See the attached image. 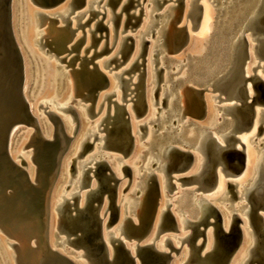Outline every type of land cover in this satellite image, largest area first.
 Returning a JSON list of instances; mask_svg holds the SVG:
<instances>
[{"label":"bare ground","instance_id":"obj_1","mask_svg":"<svg viewBox=\"0 0 264 264\" xmlns=\"http://www.w3.org/2000/svg\"><path fill=\"white\" fill-rule=\"evenodd\" d=\"M65 1L66 0H63L60 4L45 9H49V10L55 9L58 6H60L62 3L63 6L60 9H63L66 7L68 0L66 2ZM100 1L101 0H97V1L86 0L80 8H76V9H81L82 7L87 5L86 9L82 12L77 13V15L73 16V19H76V21L78 22V20L81 19L86 13H89L88 19L85 20L84 23L91 20L92 18H94V11H97V9L96 8L94 9L93 6L98 5ZM111 1L112 0H106L104 5L109 4L111 8V3H110ZM157 1L160 0H148V4L146 5L147 8L149 5H151V3H154V5L147 10L148 12L144 19L145 20L144 31L140 32V34L137 36L138 37L137 46L139 47L138 48L139 50L137 52L138 54L136 53L137 54L136 57H133L132 59H130L129 56L125 62L115 66V67H122L123 65L127 64L126 68L121 70L119 73H115L111 75L109 74L108 86L110 81V86L114 87L115 84L113 81L114 79H116L117 80L116 85L121 88L122 100H124L125 91L127 90L125 87V81H124L125 78L123 76L129 75L130 73L132 72L134 73V71H136L135 67L136 64L139 63L138 59L141 56V52H142L141 50L142 41H144V37L146 34L149 35L148 42H150V45L148 44L149 46L148 49L149 53L147 55L148 60L147 61L145 60L146 62H148L147 65H149V73H150L149 77L152 78L150 84L157 83L159 80L158 71H157L158 69L156 70L155 64L160 63L162 61L161 66L164 67V60L166 59L165 55L160 57L158 56L161 51L159 48L161 44H163V42L164 43L166 42L168 44V47L171 46L172 50H175L174 40H173V27L175 25L174 22L176 21L175 20L176 16L174 17L171 14L167 15L165 13L167 12V10L173 9L174 6H168L166 10H164L160 14H153V11L157 9L158 6L157 4L159 3V2L157 3ZM260 1L261 0H250V3L248 4L251 5L249 12L248 13L247 11L244 12L245 11L244 9V11L242 12V18L238 20V22L240 23L234 25V27L230 26L231 29H228L227 25L225 26L223 24V21L225 19H221L214 26L211 32H206L204 34L202 40L204 42L207 43L210 42V43L208 44V47H206L205 49H201V54L199 55L201 59L199 62H196L198 64L195 63V66L199 65V69H201L202 72H199L198 75L190 79L192 81V84H189L187 86L185 85L187 79H189V75H187L188 69H185L183 72H181V68L183 67V65H189V61L186 58L188 56L186 55L184 59H178V60L173 59L174 60L173 62L175 64L171 67L172 72H166L163 79L164 81L162 80L163 84L161 85L160 88L161 90L160 98L155 99V92L159 89L157 85H154L152 89H150L151 100H152L151 105L153 109L151 110L149 114V119L147 121H142L139 119V116L137 115L135 109L136 104L132 103L131 108L134 111V115H135L134 117L135 119L138 120L136 122V126L138 129L137 134L139 135V137H141L142 135L141 133H139V130L142 127L146 128L145 137H144L145 141L140 145L144 146L145 144H150L153 141V136L156 135L157 140H154L155 142L154 145H157L156 149L152 148V150L149 151V148L151 147L145 146L144 147L145 150L142 151L139 147H136L137 145L135 143V138L133 136L134 138L133 149L130 153L125 154L113 144L115 141L114 132L113 133L107 132L105 136L96 135L103 130V129H99V127L106 118L110 120L107 124H110L111 129L114 130L113 127L115 126V118H116L115 115L117 113L115 104L118 105L116 101H114L115 104L110 102L114 105V110L112 115H110L108 108L109 106L107 105L105 114L102 115L94 123L93 126L94 130H92V126H91L93 122L89 123L87 125L88 129L85 130L87 126H85V123L83 122L82 119L84 113L83 112L79 113L81 121H80L78 136L75 138L74 142L70 144L69 149L66 150V152L61 157L58 176L57 178H55L53 185L49 189H47L45 193V196L47 197V210H48L47 211L48 212L47 246L36 244L35 238L27 237L26 230L24 231L22 230L23 229L22 227L23 226L25 227V224L23 223L25 219L23 214L24 213L23 206L21 204L20 199H18V191H21L22 189L28 187H32L35 182L39 183L40 178L36 174V167L33 171L34 172V176H33L32 174H29V171L26 170L25 168H20L21 164L23 163V160L20 161L21 164L17 163L18 160L22 159L23 154L18 153L16 157L17 161L12 159V157L10 156L11 141L13 140L14 135L17 134V132L20 130L18 129V127H21L20 124H26L28 127L32 128L22 140V144H21L22 150L27 149L29 147L33 149L35 141L44 140V138H46L44 137L43 133L40 130L39 121L37 117H35V115L32 112V106H30L29 102L25 97V92L27 91V85H26L27 70L25 67L26 58L22 56L25 67L22 94L26 101L28 117L17 118L19 122H17L14 125L8 137V145L6 152L7 157H3L0 153V232L6 235V237H8L10 240H12V243L7 241L3 243L0 242V264H8L6 257L8 258V260L12 258L14 264H38L37 261L39 260L38 258H41L43 260L42 264H49L45 260L50 259L49 257L50 250H56L57 252L65 255L67 258L76 262L77 264H98L96 262V258L91 252V248L96 246V244L99 241L103 243L107 255V259H109L111 263L114 262V259L117 255L116 246L118 242L121 241L129 249L130 253L135 258H137L138 247L142 245V243L152 244L156 249L160 251H166L167 244L172 243L179 250H181V252L180 254L178 253L179 254L178 258L175 257L172 259L170 264H217L216 261L214 260V255L216 249L218 248L219 241L216 237L214 225L209 223L211 222L212 217H210L207 212V203L211 204L212 200L220 201V204L214 202L213 206L217 208V210L221 215V226L223 229L226 230L227 227L229 226L230 218L232 215L235 214L240 218L243 239L240 244V247L233 254V256L230 258L227 264L248 263V259L250 256L249 252L254 244L252 226L249 222V216H248V209L250 206L248 203V195L250 193L262 192L263 190L262 187L263 182L260 181V178L261 175L264 174V136H262V138L258 142L252 140V138L258 135V119H259L260 109L258 108L256 109V114L254 117L252 127L250 128V130L247 131L250 133V136H248L247 138L243 136L245 137L244 139L240 138L242 142H244V144L246 145L245 148L246 164L243 171L238 176L234 177V180L230 179L224 182L222 180V177H224L223 173L220 171L221 166H219L217 168L216 185L211 189V191H213L212 192L213 194H211L210 191L208 192L210 193V195L205 194L206 195L205 196L203 193H199L197 183L195 187L189 189L181 188L182 184L194 183V182H185L182 181L181 179L184 176L198 172L201 169V167L204 165V158L201 153V149H202L201 146L208 132L210 133L211 136L215 138L216 142L220 146H225V142L223 138L225 135L229 134L233 129L235 119L233 118V113L232 110L230 109V107L236 102L235 99L233 98L228 99L234 101L231 104L215 106L219 104L221 101L227 99H225V97L224 99H222L220 98L219 95L211 96L210 99L215 100L213 101V111H211L212 109L208 111V115L206 117V123L203 125L198 123H193L187 120L186 118L187 116L185 114H190L192 115V117L195 118H201L197 116V110L195 108H194L195 110L192 108V105L194 103L192 90L200 86L206 87L207 84L211 85L226 73L227 67H229L228 63L231 59V55L234 50L233 44L235 43L237 37L244 29H246V31L250 30L252 32L249 21L251 18L255 19L256 10ZM24 2H26V0H24ZM71 2H70V7H68L67 10H65L63 13H53L54 15L50 14L51 17L60 16L63 22L64 20H68V17L71 15V13H73L76 10L72 8ZM120 2L121 0L119 1V4ZM128 2L129 0H124L122 6L120 7L119 13L115 12L119 4L115 8V10L111 8L112 17L110 19L112 20V26H113L114 17L116 15H120V13L123 12ZM212 2L213 0L210 1V3ZM22 6L24 7V5ZM203 7H204V10H202L204 11L203 28L204 30H207V28H209L211 25L209 19L212 16L211 13L213 12H211L210 9L211 7H209L207 4H204ZM36 14H37L36 22L38 21L37 27L41 25L42 15H44L45 19L49 21V24H51V22L54 20L53 18L48 17L49 15H45L42 13H36ZM162 15H165V19L161 20L162 24L160 25L158 24L160 22H158V20H156L155 18L157 16H162ZM172 17H174L173 20ZM228 17L230 16L228 15ZM127 19H128V15L126 14L123 28L120 31L121 33L124 31L125 22L127 21ZM169 20L172 21L170 22L168 30L165 31V23L169 22ZM154 27H157V30L155 32H154ZM63 28H65V25L55 27L52 31V33L57 32L58 41H63L65 39V36H67L61 31ZM45 30L44 31L37 30L35 32L36 36L39 37L38 39H36L37 42H39L41 38L45 36V34H43V32L45 33ZM95 30H96V22L94 23V29L89 30L91 34V42L89 45L90 47L94 46L93 32ZM150 33L153 34L150 36ZM154 36L155 38L153 39ZM162 36L164 37V40H159L160 37ZM125 37L127 36L125 35L124 37L121 36L119 38L117 52H121V54L125 51V45H124ZM256 38H257V34L252 35V37L250 38L251 40L248 39L250 42L252 41L250 44L251 47L249 48L250 50L249 49L248 50L250 51V56L253 59H258L257 51L255 48V45L258 44V42L255 40ZM86 50H88V48H85L84 52ZM46 52L47 50L44 51V53ZM70 57L72 56L70 55ZM115 57L116 55L109 57L108 59L104 60V63L109 64V62H111L113 58L115 59ZM31 58L33 57L31 56ZM194 58H198V57L196 56ZM68 60L70 61V59ZM78 60L80 61L78 64H76V61L75 63L66 62V66L61 67L62 70H65L66 67L73 66V69L67 70L66 72H61V75L70 74L72 77V80H69L67 83L68 91L66 92V95L56 103V99L54 98L53 94L50 92V90L52 89L51 86V88L46 91L47 97L45 99H41L38 101L37 108L38 109L43 108L44 110L43 113L47 114V112H45V109L50 106L54 111L57 112L67 111L69 109V104L72 102L71 98L77 95L76 89L79 90L78 87L80 86V82L84 78H86V74H85L86 68L84 67L83 63H81L82 62L81 58H78L77 61ZM129 60L130 62H128ZM57 61L61 62L59 61V59H57ZM56 67H60V66L56 65ZM81 69H83L84 71L81 72L80 71ZM139 71L141 72V70ZM177 74H180V76L176 77L175 79H172L170 84L167 83L172 75H177ZM245 74L246 75L249 74L247 73V68ZM106 75L108 76V73H106ZM138 75L136 77L130 75L127 76V78L130 80L131 83H136ZM145 75H146V67H145ZM256 75H258V73ZM49 76L52 79H55L58 76V74H55L53 68H51L49 70ZM144 79L146 81V76ZM181 81L183 82V84L180 83ZM194 84H196L197 86L194 87ZM7 87H9L7 83L3 84L0 82V90L3 91V96L2 98H0V103L3 102L7 108H9L11 111H14L15 114L16 113L18 114V112H20L18 101L16 97L12 94L11 89L10 88L8 89ZM107 88L105 89V91L107 90ZM71 91H73L74 93L72 97H70ZM105 91L100 93L98 97V99L100 98V96L102 98V102L99 104V107L101 106L103 101L107 100L106 97L108 95L115 96V93H111V92L105 93ZM247 91H248V95L252 97L253 96L252 84L250 83L247 84ZM166 100L168 104L166 107H164L163 103ZM155 105L156 108H154ZM83 108L88 114L87 106H83ZM208 108H210V105H208ZM146 110L147 107L145 108V112ZM58 120L60 121V119ZM72 121L73 120L71 119L68 122L71 123ZM151 122H153L154 124L150 125ZM188 127L189 129L187 130V136L185 141L182 139V137L184 132H186L185 129ZM73 130L74 127L72 128V132ZM87 130L89 131V133ZM130 130L133 135L134 129H132L131 127V120H130ZM107 131H109V129H107ZM214 131H217L218 134L215 133ZM256 138L259 139V137ZM250 140L251 143L254 145V148L257 150V154H255L253 150L249 148L248 141ZM49 141H51V139H49ZM86 141L88 142V144H90V148L87 151H85ZM106 147H109V149H112L113 151L120 153L122 157L128 156V157H133L132 159H134L132 162V169L134 170L133 179L131 182L127 181L121 184V187H123L120 192L121 197L118 199V192L116 196V203L118 204L117 201L118 200L120 201L123 211H121L118 206L116 217L115 219H113V221L110 222L111 219L110 201L108 200L107 195H104L102 204L97 210V215L99 216V227L101 232L100 237H94L93 235L91 236L88 235L89 234L88 231L94 230V228L90 220H87L82 223L84 225L83 230L81 229L83 235H81L78 238V242H76L73 240L75 236L73 235L66 236L63 232H61L62 217L63 214L66 212L69 215L75 216L78 221H81L80 220L81 214L85 211L87 204L91 202L92 197H94L97 194L100 186V181L95 176V169L97 168L100 162L102 161L106 162V159L111 157L107 152H105L104 149H106ZM171 147H177L180 149L186 148L193 152L194 162L190 167V169L185 174H180L176 177L174 176L171 177L172 172L177 173V171H175L173 167V158L170 152ZM238 148L241 149V147ZM32 149L29 151V155H27L25 158H28L32 160V162H34L35 158H33V155L35 154V152ZM0 152H1V144H0ZM146 152L148 154H146L145 157L143 158V154ZM215 152L217 153L218 151L215 150ZM113 160L120 161V164L116 168V172L118 174V177L124 178V174L122 173V171H123V167L124 166L126 167V161H124L121 157H115V156H113ZM62 171L65 173L66 182L61 188V190H59V193L54 197V191L57 188L56 187L57 180L60 177L61 173H63ZM149 175H154L156 188H157V199H159L160 196L163 194V196L166 198V200L164 201L166 203V206L170 207L172 204L174 205L172 211H175L177 213L176 214L177 216H175L176 217L175 232H174L175 234L167 235V236L162 235L160 238H158V235L162 231H166V230L169 231L174 229H163V230L161 229L162 227L165 228V226H163L164 221L162 217V213L165 210L158 208L159 201L157 200L158 203L154 213V222L152 229L142 242L137 243L135 239L127 240L125 235L129 233V231H131L130 229L133 226H141L142 221L146 218V216H149L150 213L148 212L149 203L147 201L148 190H149L147 177ZM94 178L97 181L96 184L93 180ZM172 180L176 181V183L180 181L182 182V184L180 185L178 183L175 186L171 182ZM228 181L234 183L233 184L234 188L232 190L231 188H228L227 185ZM88 182H89L88 190H85L82 194H80L81 189H83L86 186V184H88ZM171 183L172 186L170 185ZM171 188H175V192H173V194L171 195H168V191H170ZM117 191H119L118 188ZM126 191H128L127 194H125ZM77 200L79 201L78 203ZM67 208H69L68 211H66ZM131 214L133 220L128 217ZM34 220L37 219L35 218ZM263 220H264V216H263ZM199 228H205L203 239L200 235L197 234L196 230ZM121 235H124L126 240H124L123 237H121ZM201 240H204V243L202 247H199ZM5 246L11 247L13 249L14 253L11 254V256L10 254L9 255L7 254L4 248ZM34 255H36L35 258ZM103 264L105 263L103 262ZM135 264H140L138 259Z\"/></svg>","mask_w":264,"mask_h":264},{"label":"rangeland","instance_id":"obj_2","mask_svg":"<svg viewBox=\"0 0 264 264\" xmlns=\"http://www.w3.org/2000/svg\"><path fill=\"white\" fill-rule=\"evenodd\" d=\"M105 1L106 0H101L98 5L93 6V8L94 9L96 8L97 11L99 12L98 16H94V18L87 21L86 23H84V21L88 19L89 13H86L81 19L78 20V22L76 21V19H73V16L77 15V13L82 12L86 9V7H87V5H86V6L82 7L81 9H76L73 13H71V15L68 17V20L66 22L67 25H65V22H63L61 20L60 16H52L51 17L50 14L63 13L65 10L68 9V7H70L71 0H68L65 8L60 9L63 6L62 5L63 3H62L60 6H58L55 9H52V10L45 9L46 7H42L40 5H37L32 0H26V2H24V0H14V1L12 0V4H13L12 12H11L12 35H13V39L16 41L15 42L16 46L19 47L18 48L19 51L21 50L20 51L21 55L26 58L25 67L27 70L26 71L27 91L25 92V97H26L27 101L29 102L30 106H32V112L35 115V117H37V119L39 121V127H40V130L43 133L44 137L51 139V141H49V139H46V138H44V140L35 141L33 149L31 147H29L27 149L22 150L21 149L22 140L24 139V137L28 134V132L32 128L28 127L26 124H20L21 125V127H19L20 130L17 132V134L14 135V138L11 141L10 156L12 157V159L17 161L16 157H17L18 153L23 154L22 159L18 160L17 163L21 164L20 161L23 160V163L21 164L20 167L28 170L29 174H32L33 176H34L33 171H34L35 167H36V174L38 176H42L41 175L42 173H45V175L51 174V172H52L51 170H52V167L54 165L55 154L58 152V150L60 149V147L63 144L66 146V148L68 150L70 147V144L73 143L75 138L78 136V131L80 128V121H81L80 116H79L80 112L84 113L82 119H83V122L85 123V126H87L89 123L93 122L91 124V126H92V130H94V128H93L94 123L102 115L105 114L107 105L109 106L108 107L109 113H110V115H112L113 110H114V105L112 103H108L109 101H116V103H118L120 105H124V107L127 111L126 115L130 117L129 119L131 120V127H132V129H134L133 136L135 138V143L137 145L136 147H139L142 151L145 150L144 149L145 146L151 147V148H149V151L152 150V148L156 149L157 145H154L155 144L154 140H157L156 135L153 136V141L150 144H145L144 146L140 145L145 141L144 137H145L146 128L142 127L139 130V133L142 134L141 137H139V135L137 134L138 129L136 126V122L138 120L135 119V117H134L135 116L134 111L131 108L132 103L141 104L142 110L140 112L138 111L139 119L142 121H147L149 119V114H150L151 110L153 109V107L151 105L152 100H151V92H150L151 90L150 89H152V87L154 85H157L159 87V89L155 92V99L160 98V92H161L160 88H161V85L163 84V81H164L163 80L164 75L166 74V72H172L171 67L175 64L173 62L174 61L173 59H176V60L184 59L186 57V55L188 56L186 58L189 61V65H183V67L181 68V72H183L185 69H188L187 75H189V79H187L185 85L187 86L189 84H192V81L190 79H192V77H195L196 75H198L199 72H202V70L199 69V65L195 66V63L199 62L201 59V57H199V55L201 54V49H205L206 47H208V44L210 43V42L209 43L204 42L202 40V38L204 37V34L206 32H211L212 27L214 28V26L217 24L218 21H220L221 19H225V17L227 15H229V13H228L229 11H235V10L238 11L240 8H242L243 9V10H241V12H242V11H244V9H246V6L250 3V1H245V0H242V1L241 0H217V2H215V3H210L211 0H161L157 4L158 5L157 9H155V11H153V14H160L164 10H166V8L168 6H174L175 8L167 10V12H165V13L167 15L171 14L174 17L176 16L175 17L176 23L173 27V30H174V28H177V27H182V30L174 32V45L176 47L175 50H172L171 46L168 47V44L166 42L165 43L163 42V44H161V46L159 47L161 51H160L158 56L160 57V56L165 55L166 59H169V60H166V59L164 60V67L161 66L162 61L160 63L155 64L156 70L158 69L157 70L158 71V77H159L158 82L150 84V81L152 80V78L149 77V74H150L149 73V65H147L148 62H146L148 60L147 55L149 53V50H148L149 46L147 47L146 44L143 43L142 49H141L142 50L141 56L138 59L139 63L141 64L140 67L136 71H134V73L132 72L129 75L123 76L125 79H128L127 76L131 75L133 77H136L138 74H141L139 77V82H138L139 84L136 85L137 88H135V89H134V86L133 87L128 86V89L125 91L124 100L121 99V88L116 85L117 80L114 79V81H113L115 84L114 87L110 86V81H109V86H108L107 90L106 91L104 90V91H105V93H110V92L115 93V96H111L109 98V100L103 101V103L99 107V104L102 102L101 96L98 100H96L95 103H93V98H89V96H88V92L90 90V87L94 82L93 79H91V77H89L87 79L89 82V86H86V78L83 77L84 79L80 82V86L78 87L79 90L76 89L77 95L72 97V95L74 93H73V91H71L70 97H72L71 98L72 102L69 104V109L67 111L57 112V111H54L52 109V107L50 106V107L45 109V112L50 111V112L54 113V115H56V118L53 116H48L47 114L43 113V111H44L43 108H39V109L37 108V103L39 100L45 99L47 97L46 91L49 90L51 88V86H52V89L50 90V92L53 94L54 98L56 99V103L66 95V92L68 91L67 83L69 80H72V77L70 74L61 75V72H66L67 70L73 69V66H68V67H66L65 70H62L61 67L66 66V62H69L68 59L71 58L70 55L72 57L73 56H80V57H84V58L90 57L88 63L84 67L92 69V65L96 64L97 67L100 68L101 72H103L105 75H106V73H108V76L106 75V77L109 78V74L111 75V74L119 73L121 70H123L127 66V64H126V65H123L122 67H115L118 65L119 62H122V59L117 61V59L120 58V54H121V52H117L118 51L119 38L121 36L124 37L126 35V36L130 37L124 42L125 48L128 49L127 54L124 57V59H126L129 54H130V59H132L133 57H136V55L138 54L137 52L139 50L138 49L139 47L137 46V44H138V37L137 36L140 34V32L144 31V25H145L144 19L147 15V12H148L147 10L149 8H151V6H153L154 3H151V5H149L146 8V5L148 4V0H136L133 3H132V0H129V2L125 6L123 12L120 13V15H118L115 18L114 24L112 26V20L110 19L112 17L111 8L115 10V8L119 4L120 0H117L118 2L116 3V5H111V8H110L109 4L104 5ZM192 1H193V7H194L193 8L194 14L190 15L189 14L190 10H191L190 3ZM74 2H75V0H73L71 3L74 4ZM123 2H124V0H121L120 4L118 5V7L115 10L116 13H119L120 7L122 6ZM222 2H224L223 5L221 4ZM204 4H207L209 7H211L210 8L211 12H213V13H211L212 16L209 19L211 25L209 28H207V30H204V28H203V26H204V24H203L204 23L203 12L204 11H202V10H204V7H203ZM22 5H24V7ZM100 7H103V8H100ZM222 8H226L225 11L222 13V15L218 14V13H220L219 11ZM138 11H139V13H138ZM36 13H42L45 15H49L48 17L53 18L54 20L51 22V24H49V21L47 19H45V16H41V18H42L41 25L37 27L38 21L36 22V17H37ZM131 13H134L137 16V18L136 19H133V18L127 19V21L125 22L124 31L121 33L120 31L123 28L124 20L126 18V14H131ZM102 16L104 17L103 19H102ZM174 17H172V20ZM193 17H195V18L193 19ZM155 19L158 20V22H160L158 24L161 25L162 24L161 20L165 19V15L157 16ZM172 20H169V22L165 23V31L168 30L170 22ZM97 21H99V22L96 25V30L93 32L94 46L90 47L89 45L91 42V34H90L89 30L94 29V23ZM31 22H32V24H31ZM77 23L79 24V27L76 26ZM64 25H65V28H63L61 31L65 35H67V36H65L66 41H68L67 46H70L73 43H75V41L78 38L80 39L77 42V44H75V47L73 48V50L70 51V54L67 57H65V54L67 55V53H61L60 54V50L58 49V45H60V41L57 40L58 39L57 38L58 37L57 32L52 33V31L55 27L64 26ZM80 25H82V26H80ZM101 25H105V28H102ZM70 29H73L72 33L76 34V35L74 34V37L72 40H71V36L73 34L69 33ZM37 30L38 31H44L45 30V33L43 32V34H45V36L43 38H41V40L39 42L36 41V39L39 38L35 34V32ZM156 30H157V27H154V32ZM250 32L251 31L248 30L244 33V36L246 37L245 38L246 42L249 46L248 49L251 47L250 44L252 42V41L250 42L248 40L251 37H249V36H248L249 38L247 37V35H249ZM152 34L153 33H150V36ZM179 34H181V37H182L181 41H178ZM55 35H56V37H55ZM148 36L149 35H147V34L145 35V37H146V39L144 37L145 41H149ZM96 38H98V39H96ZM154 38H155V36L153 37V39ZM73 40H75V41H73ZM159 40H164V37L163 36L160 37ZM244 43H245V41H241V44L243 45V47L245 45ZM39 44H41V45H39ZM148 44L150 45V42H148ZM79 48H80V50H79ZM85 48H88V50H86L84 52ZM131 48H132V51H131ZM135 49H136V52H135ZM46 50H47V52L44 53V51H46ZM249 50H248V52L250 54ZM93 53H96V54H93ZM63 55L65 58L63 57ZM114 55H116V57H115L116 60L113 58L112 61L109 62V64L104 63V60H106L109 57L114 56ZM193 55H195V56H193ZM31 56L33 58H31ZM196 56L198 58H194ZM60 58H64V59L61 62H58L57 59H60ZM252 59L253 58L251 56H250V59H248V64L246 65V68H247V73H249V74L248 75L245 74V76L256 75L258 73L257 76L260 75L259 77L260 78L262 77L261 79L264 81V69L261 68V66H264V58H261L260 62H259V59H253V60ZM75 60H76V57L71 62L75 63ZM141 61H144V62H141ZM79 62H80L79 60L78 61L76 60V64H78ZM128 62H130V60ZM256 62H259L260 65L255 70H252V68L255 66L254 64H256ZM196 64H198V63H196ZM56 65H59L60 67H56ZM252 65H253V67H252ZM145 67H146V75H145ZM51 68H53L55 74H58V76L55 79H52L49 76V70ZM139 70H141V72ZM80 71L83 72L84 70L81 69ZM145 76H146V81L144 79ZM178 76H180V74L172 75L167 83L170 84L172 79H175ZM187 78H188V76H187ZM165 79H166V77H165ZM141 80H142V82H141ZM248 82L250 84H252L251 79L247 81V84H249ZM128 83H131L130 80L128 81ZM180 83L183 84L182 81ZM112 85H113V83H112ZM195 86H197V85L194 84V87ZM200 87H198V89L203 88L202 86H200ZM129 89H131L132 91L130 92ZM104 91H102V92H104ZM222 92L223 91H221L219 89L214 90L213 86H211L210 84H207L206 90L204 91V100H205V105H206L205 116L202 118H195V117H192V115H190V114H185L187 116L186 117L187 120H189L193 123H198V124H202V125L205 124L206 123V117L208 115V111L210 109H212L211 111H213V101H215V100H211L210 99L211 96H216V95L218 96L219 95L220 98L224 99L225 94ZM141 93H142V95H141ZM91 94H92V92L91 93L89 92V95H91ZM260 96L264 98V91L260 92ZM131 97H132V99L130 100ZM155 99H154V101H155ZM128 100H130V101H128ZM126 101H128V102H126ZM233 102L234 101L227 99V100L221 101L219 104H217L215 106H222V105H226V104H231ZM94 104H95V106H94ZM167 104L168 103L166 100L163 103L164 107H166ZM208 105H210V108H208ZM83 106H89V110H88L89 115L86 113ZM145 107H147L146 112H145ZM154 108H156V105L154 106ZM257 108L261 109L263 107H262V105H256L255 109H257ZM39 114H40V116H39ZM226 118H228V117H226ZM58 119H60V121ZM71 119L73 121L71 123H69L68 121ZM109 121L110 120L108 118H106L101 123V126L99 127V129H103V130L100 131L98 134H96L97 136H100V135L105 136L107 134V132L108 133L114 132L111 129V125L107 124ZM153 124L154 123L151 122L150 125H153ZM263 124H264V121L262 122V126H264ZM20 125H18V126H20ZM57 126L59 128H57ZM73 127H75V130H73V132H72ZM86 129H88V126L85 128V130ZM107 129H109V131H107ZM188 129H189V127L185 129L186 132H184L183 137H182V139L185 141H186ZM247 131L248 130H244V131H242V133L241 132L238 133L240 135L237 134L236 136H238L239 139L240 138L244 139L245 137L247 138L248 136H250V133ZM214 132L218 134L217 131H214ZM88 133H89V131H88ZM248 133H249V135H248ZM58 134H60V137H58ZM243 136H245V137H243ZM262 136H264V130L260 129L258 132V135L256 136V137H259V139L254 137V138H252V140H255L256 142H258L262 138ZM40 141H42V142H40ZM240 141L244 145V147L246 148V145L244 144V142H242L241 139H240ZM248 143H249V148L251 150H253V152L255 154H257V150L254 148V145L251 143V140L248 141ZM236 146L241 147L239 144H236ZM89 148H90V146H89L88 142L86 141L85 142V151H87ZM31 149L34 150V152H35V154L33 155V158H35L34 162H32V160H30L28 158H25L27 155H29V151ZM104 150H105V152H107L111 156V157L106 159L107 164H105V165H108L110 171L113 173L115 178L119 179L118 185H117V188L119 190V191H117L118 192V199H119L121 197L120 192L123 188V187H121V184H123L124 182H127V181L131 182L133 179L134 170L132 169V162L134 159H132L133 157H128V156L122 157V155L120 153H117L116 151L109 149V147H106V149H104ZM134 154H135V152H134ZM146 154H148V153L146 152L143 154V158L145 157ZM113 156L121 157L124 161H126V167L122 171V173L124 174V178L118 177V174L116 172V168L120 164V161H114ZM66 160H65V162H66ZM65 162H64V164H65ZM105 165L104 164L98 165V167L95 169V176L97 177V179L99 181H102V179H104L107 184H110L113 187L112 180L107 176L108 168ZM178 173H180V172H177V173L172 172L171 175L176 177V176L180 175ZM57 176H58V174H57ZM40 179H41V177H40ZM230 179L234 180V178L222 177V180L224 182L227 180H230ZM93 180L96 184V182H97L96 179L94 178ZM65 182H66L65 181V173L63 172V173H61L60 177L57 180V185H56L57 188L54 191V197L59 193V190H61V188L63 187ZM171 182L175 186L178 183L180 185L182 184V182H180V181L176 183V181L172 180ZM33 186L34 187H28V188L22 189L21 191H18V199H20L21 204L23 206V212H24L23 214H24V219H25L24 221L26 222L25 223L23 221V223L25 224V227L23 226L22 230L23 231L28 230L31 233L33 232V229H35V228L37 229V227L34 226L35 225L34 219L36 218L37 220L40 221V219L43 216V212H42V210H43V205H42V203H43V191L46 188L47 183L40 180L39 183L35 182ZM181 186H182L181 188H183V189H189V188L195 187L196 183L182 184ZM88 188H89V182H88V184H86V186L83 189H81L80 194H82L85 190H88ZM210 191H211V189L210 190H200L199 189V193H203L204 195L205 194L210 195V193H208ZM127 192L128 191H126L125 194H127ZM173 192H175V188H171L170 191H168V195L173 194ZM212 192L213 191H211V194H213ZM149 200H150V196L147 197L148 202H149ZM165 200H166V198L162 194L160 196V198L158 199V201H159L158 208L165 210L166 213H168L167 211L171 212L173 210L174 205L172 204L170 207H167L166 203L164 202ZM78 202L79 201L77 200V203ZM117 202H118V204L116 203V206L117 207L119 206L120 210L123 211L120 201L118 200ZM214 202L220 204L219 200H212L211 204L213 205ZM27 208L30 212L27 210ZM171 213H173L172 215H174V218H176L175 216H177L176 215L177 213L175 211H172ZM262 214L264 216V211L262 212ZM28 215H30L31 217ZM114 216H115V214L113 213L112 218H114ZM215 216H216V220H217L216 225H218V217H217V215H215ZM26 217H27V219H26ZM128 217L133 220L132 214L129 215ZM121 218H122V216H121ZM237 218L234 217L235 223H238ZM27 220H28V222H27ZM211 221H213V219H211ZM112 228H110V229H112ZM174 232H175V230L162 231L158 235V238H160L162 235H164V236L165 235L166 236L167 235H173V234H175ZM121 237H123V239L126 240L124 235H121ZM6 241L12 243V240H10L8 237H6V235H4L3 233L0 232V242L3 243ZM238 241H239L238 232L235 230H232L227 235L221 237V246L225 250L230 251L234 248L233 246L236 245ZM155 242H157V241H155ZM4 248H5L8 255L10 254V256H11V254L14 253L13 249L11 247L5 246ZM166 248H167L166 252L171 251V255L173 256V258H175V257L178 258L181 250H178L179 252H175L174 250H172V249H178L172 243H170V244L168 243ZM6 260L8 261V264H14V261L12 258L10 260H8V258L6 257ZM248 263L249 264H256V262H252V263L248 262ZM261 264H264V263H261Z\"/></svg>","mask_w":264,"mask_h":264},{"label":"water","instance_id":"obj_3","mask_svg":"<svg viewBox=\"0 0 264 264\" xmlns=\"http://www.w3.org/2000/svg\"><path fill=\"white\" fill-rule=\"evenodd\" d=\"M32 1L42 7L50 8L60 4L63 0H32ZM85 1L86 0H75L74 4L71 3L72 8L73 9L80 8ZM135 1L136 0L134 1L132 0V3ZM160 1H157V3ZM117 2H118L117 0H112L110 3L111 5H116ZM215 2H217V0H213L212 3ZM221 4L223 5L224 2H222ZM190 5H191V10L189 14L191 15L194 14L193 1L190 3ZM225 9L226 8H222L219 11L220 14L223 13ZM11 12H12V0H0V82L3 84L7 83L9 85V87L7 88L11 89V92L16 97L20 108V112H18V114L17 113L15 114V112L7 108L3 102L0 103V144H1L0 153L3 157H7L6 152L8 145V137L14 125L17 122H19L17 118L28 117L26 101L22 94L25 67H24V61L22 55L13 39L12 30H11ZM98 14L99 12L94 11V16H98ZM127 15H128V19L137 18V16L134 13ZM117 16L118 15L114 17L113 24ZM103 18L104 17L102 16V19ZM194 18L195 17H193V19ZM64 22L65 25H67L66 24L67 20H64ZM98 22L99 21L96 22V25ZM175 23L176 21L174 22V24ZM249 23L252 32L248 36L252 37V35L257 34V38L255 40L258 42V44L255 45V48L257 51L258 59L260 61L261 58H264V0H261L257 7L255 19L251 18ZM76 26L79 27V24L77 23ZM101 27L105 28V25H101ZM180 30H182V27L174 28L173 40H174V32ZM245 31L246 29H244L240 33L235 43L233 44L234 50L232 52L231 59L228 63L229 67H227L226 73L222 77L217 79L216 82L211 84V86L214 87V90L219 89L223 91L222 93L225 94V99L233 98L236 101L230 107L233 113V118L235 119L233 129L229 134L225 135L223 138L225 142V146H220L216 142L215 138L211 136L210 133L208 132L201 146L202 147L201 153L204 158V165L201 167V169L198 172L184 176L181 179L182 181L185 182L197 183L198 189L200 190H210L216 185L217 168L219 166H221L220 171L223 173L224 177L234 178L243 171L246 164L245 147L236 135L244 130H250L256 114V109H255L256 105H262L263 107L262 109H260L259 112L258 132L260 129H264V126H262V122L264 121V98L260 96V92L264 91V81L257 75L245 76L246 65L248 64V59L250 58L246 39H245L244 47L241 44V41H243V38H245L244 36ZM72 32L73 29H70L69 33L71 34ZM72 34L73 35L71 36V40L73 39L75 33ZM128 38L130 37L127 36L125 37L124 40L126 41ZM178 38H179L178 41H181L182 39L181 34H179ZM79 40L80 39L78 38L75 41V43H73L70 46H67L68 41H66V39L60 41V45H58V49L60 50V53H67V55H69L70 51L73 50L75 44H77ZM143 43H145L146 46L148 47V41L144 40L142 41V44ZM127 50L128 49L125 48V51L121 54V57L117 59V61L122 59V62H119L118 64L125 62L130 56L129 54L127 58L124 59V57L127 54ZM67 55L65 57H67ZM75 57L76 60L78 58H81L82 61L81 63H83L84 66L88 63L90 59V57L84 58L80 56H73L70 58L69 62H71ZM64 58H60L59 61H62ZM140 65H141L140 63H137L135 69L137 70L140 67ZM258 66H259V62L255 64L252 70H255ZM261 68L264 69V66H261ZM85 72H86L85 73L86 86H89V82L87 80L89 77H91V79H93L94 81L92 85L90 84L91 87L89 90V92L90 93L92 92L93 95L92 94L89 95L88 92V96L89 98H93V103H95L100 93H102V91H104L108 87V78L103 72H101V70L97 67L96 64L92 65V69L86 68ZM139 77L140 74L138 75L136 83H128L129 79H124L126 89H128V86H134V88H137L136 85L139 82ZM250 79L252 80V88H253L252 97L248 95V91H247V81ZM205 90H206L205 86L202 89L195 88L192 90V95L194 99L192 108L193 109L195 108L197 110V116L201 118L204 117L206 113L205 100H204ZM129 91L131 92L132 90L129 89ZM2 96H3V91L0 90V98H2ZM110 97L111 95H108L106 97L107 100H109ZM110 102L114 103V101H109L108 103ZM115 106L117 109L116 110L117 113L115 115L116 116L115 126L113 127L114 129L113 131L115 133V141L113 144L123 153L128 154L133 149V140H134L130 130V119L126 115L127 111L124 105L115 104ZM135 109L138 115V111L140 112L142 110L141 104H136ZM87 110H89V106H87ZM47 114L49 116H53L56 118V115H54V113L52 112H47ZM18 129L20 128L18 127ZM58 137H60V134H58ZM236 144H239L241 146V149L238 148ZM66 150L67 148L63 144L58 150V152L55 154L54 165L52 167L51 170L52 172L50 175L47 174L45 175V173H42L41 174L42 176H38L39 178L41 177L40 180L47 183V186L43 191V203H42L43 216L40 219V221L34 220V224H35L34 226H36L37 229L36 228L33 229L32 233L26 230L27 232L26 236L35 238L36 244L47 246V235H48L47 211L48 210H47V197L45 196V193L47 189H49L53 185V182L57 177L60 159L63 156V154L66 152ZM215 150H217L218 152L216 153ZM170 152L172 154L173 167L175 171L180 172L178 174H185L190 169V167L194 162L193 152H191V150L186 148L180 149L177 147H171ZM99 164L105 165L107 163L102 161ZM105 166H107L108 168L107 176L112 180L113 187L112 185L107 184L104 179L100 181V186L97 194L94 197H92L91 202L87 204L85 211L80 216L81 221H78L75 216L69 215L66 212L63 214L61 221V232H63L66 236L69 235L75 236L73 240L76 242H78V238L81 235H83L81 229L83 230L84 225L82 223L87 220H90L94 228V230L88 231L89 232L88 235L90 236L93 235L94 237H100L101 232L99 227V216L97 215V210L102 204L104 195H107L108 200L110 201V207H111L110 222L113 221V219H115L116 217L117 208H118L116 206L118 179L115 178L113 173L110 171L108 165ZM124 168L125 166L123 167V169ZM171 177L173 176L171 175ZM260 181L263 182L262 192L250 193L248 195V203L250 205L248 209V216L254 236V244L250 249L249 252L250 256L248 262L251 263L256 262V264L264 263V220L262 214V212L264 211V174L261 175ZM147 182L149 184L148 196H150V200L148 202L149 203L148 212H150L151 214L149 213V216H146V218L142 221L141 226H133L130 229L131 231H129V233L125 235L127 240L135 239L137 243L142 242L144 238L151 231L154 222V213L158 203L157 188H156L154 175H149L147 177ZM233 184H234L233 182L228 181L227 182L228 188H231L232 190L234 188ZM170 185L172 186V183ZM68 210L69 208L66 209V211ZM167 212L168 213L164 211L162 213L163 221L165 224L163 222L162 223L163 226H165V228L162 227L161 229L175 230V218L170 211ZM207 212L209 216L212 217L213 219V221L209 223L214 225L216 237L219 241L218 248L215 251L214 260L216 261L217 264H227V262L233 256V254L240 247V244L243 239L240 218L235 214L232 215L230 218L229 226L225 230L221 226V215L217 210V208L207 203ZM113 213L115 214L114 218H112ZM215 215H217L218 217V225H216L217 220ZM234 217L235 218L238 217L237 218L238 223H235ZM232 230L238 232L239 241L237 242L236 245L233 246L234 248L232 250L228 251L221 246V237L227 235ZM196 231L197 234L200 235L203 239L205 228H199ZM203 243L204 240H201L199 247H202ZM116 248H117V255L113 263H111L110 260L107 259L105 248L102 242L99 241L96 244V246L92 247L91 252L96 258V262L98 264H103V262L105 264H135L137 259L139 260L140 264H170L173 259V256L171 255V251L170 252L160 251L156 249L154 245L149 243L148 244L142 243V245L138 247L137 258H135L130 253L129 249L121 241L118 242ZM172 250L178 252L179 249H172ZM35 256L36 255H34V258ZM49 257H50L49 260H45L49 264H77L76 262L67 258L65 255L57 252L56 250H50ZM38 259H39L37 260L38 264H42L43 260L41 258Z\"/></svg>","mask_w":264,"mask_h":264},{"label":"flooded vegetation","instance_id":"obj_4","mask_svg":"<svg viewBox=\"0 0 264 264\" xmlns=\"http://www.w3.org/2000/svg\"><path fill=\"white\" fill-rule=\"evenodd\" d=\"M246 1H250V0H246ZM250 8H251V5H247V8L245 9V11L244 12H246L247 11V13L249 12V10H250ZM248 9V10H247ZM241 10H242V8H240L238 11H230V12H228L229 13V16L230 17H228V15L226 16V18H225V20L223 21V24L226 26L227 25V28L228 29H231V27H234V25H237V24H239L240 22H238V20L240 19V18H242V12H241ZM237 12V13H236ZM240 13H241V15H240ZM246 13V14H247ZM234 14V15H233ZM240 15V17H239V15ZM244 14V13H243ZM221 15H222V13H221ZM220 15V16H221ZM238 16V17H237ZM237 17V18H236ZM235 20H234V19ZM229 19H231V20H229ZM226 21V22H225ZM230 21V22H229ZM228 22V23H227ZM238 22V23H237ZM218 23V22H217ZM231 26V27H230ZM212 29H213V27H212ZM243 41H245V38H243Z\"/></svg>","mask_w":264,"mask_h":264}]
</instances>
